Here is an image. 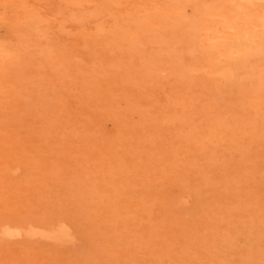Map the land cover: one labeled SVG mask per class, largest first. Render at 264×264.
I'll return each instance as SVG.
<instances>
[{
    "label": "rangeland",
    "instance_id": "rangeland-1",
    "mask_svg": "<svg viewBox=\"0 0 264 264\" xmlns=\"http://www.w3.org/2000/svg\"><path fill=\"white\" fill-rule=\"evenodd\" d=\"M204 1L197 9L223 5ZM25 2L49 19L30 54L60 47L59 60L20 92L13 83L0 92V224L15 217L7 205L20 204L26 215L18 219L66 221L84 235L64 246L11 242L0 260L26 243L31 264H92L93 253L96 264H264V84L255 89V74L243 75L233 91L212 82L201 92L161 71L173 57L200 64L198 52L181 48L178 35L169 44L149 41L143 7L127 12L132 1L111 10L96 2ZM121 24L142 43L131 52L118 42L125 67H117V78L130 72L124 63L136 71L142 57L155 63L129 92L113 84L109 52L86 46L102 32L113 44L108 32ZM75 67L108 76L85 78ZM112 145L113 170L105 167Z\"/></svg>",
    "mask_w": 264,
    "mask_h": 264
},
{
    "label": "bare ground",
    "instance_id": "bare-ground-1",
    "mask_svg": "<svg viewBox=\"0 0 264 264\" xmlns=\"http://www.w3.org/2000/svg\"><path fill=\"white\" fill-rule=\"evenodd\" d=\"M25 1L0 0V92H3L5 84L10 87L8 83L16 85L17 91L20 92L19 89L24 88L23 82H28L29 85L32 83L30 79L36 71L42 74L53 60H59L56 49L60 47L51 51L38 48L32 55L30 54V48L35 43H37L36 46H40L38 44L41 38L39 29L41 24L49 19L42 15L40 8L36 5H28ZM130 1L134 5L127 8L128 13L143 7L144 17L140 27L144 29L149 41L169 44L170 40L178 35V42L182 44L181 48L187 47L199 54L200 64L189 66H184L180 62L176 64L174 62L176 57H173L174 59L167 60L170 64L168 69L162 68L161 71L179 76L183 84L196 86L201 92L208 83L212 82L233 91L243 81L242 76L245 74L246 76L255 74L256 90L264 84V0H218L223 5L212 2L209 6L198 9L196 5L206 1L163 0V7H160L156 0H147L146 3L142 0ZM62 2L65 6L96 2L98 9L111 10L110 8L119 4L121 0H62ZM71 12L75 14L74 11ZM108 33L113 34V44H109L110 37L102 32L96 39L87 40L86 46L90 50L99 46L107 54L109 52L107 56L110 60L109 64H113L115 68L113 73L116 77H113V84L117 87L121 85V89L128 91L127 89L136 88L133 85L144 84L154 73L155 68L151 65L155 63L150 60L144 61L143 57L141 61L144 71L141 68L136 71L133 65L124 63L130 72L123 77L122 81L117 78L119 75L117 67L123 63L119 61L122 49L118 46V42L124 41L126 50L133 52L137 44L142 43L139 34L136 31H129L123 24L112 27ZM53 44L52 40L50 45L54 46ZM100 53L97 52V54ZM101 55L106 56L105 53ZM251 57H256L257 60H251ZM160 61L164 62V59ZM27 63H31L32 66L27 68ZM14 69L17 70L18 75L15 74ZM76 70L85 78L94 79L96 75L106 76V73H98L96 69H90L89 75L85 74L81 67H75ZM154 92H163V87L154 89ZM261 101L264 99L261 98ZM109 151L110 156L105 162V167L113 170V145L110 146ZM23 162L26 161L23 159ZM26 177L32 181L30 174L27 173ZM16 194L18 198H22L19 187ZM19 207L20 204L16 207L7 205L11 211H15V214L13 213L15 217L9 222L0 224V250L8 251L11 249V242L20 240L27 244L45 241L55 246L77 244V241L83 240L84 234L79 231L80 228L66 221L47 222L44 218L32 219L30 216L18 219L26 215V211H21ZM3 241H6L5 245L9 247H5L2 244ZM26 243L19 246L20 251L17 255H11V260H0V264H31V261L28 262L30 247ZM83 244L81 250L87 255L90 252L87 251L90 250L89 246L84 242ZM89 245L94 248V244ZM96 263L93 253L92 264Z\"/></svg>",
    "mask_w": 264,
    "mask_h": 264
}]
</instances>
